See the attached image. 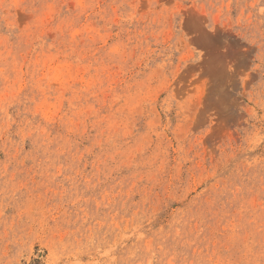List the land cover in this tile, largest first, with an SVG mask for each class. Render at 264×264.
I'll list each match as a JSON object with an SVG mask.
<instances>
[{
    "label": "rangeland",
    "instance_id": "1",
    "mask_svg": "<svg viewBox=\"0 0 264 264\" xmlns=\"http://www.w3.org/2000/svg\"><path fill=\"white\" fill-rule=\"evenodd\" d=\"M0 264H264V0H0Z\"/></svg>",
    "mask_w": 264,
    "mask_h": 264
}]
</instances>
